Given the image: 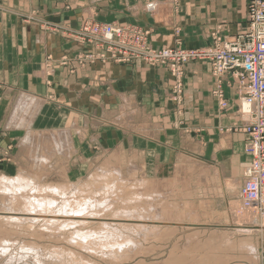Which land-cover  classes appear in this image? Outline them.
Segmentation results:
<instances>
[{"label": "crops", "instance_id": "1", "mask_svg": "<svg viewBox=\"0 0 264 264\" xmlns=\"http://www.w3.org/2000/svg\"><path fill=\"white\" fill-rule=\"evenodd\" d=\"M150 2L157 4L152 12L146 9ZM30 14L36 22L25 21ZM86 21L141 28L157 50H190L210 46L215 32L241 34L248 8L247 0H0V154L14 146L28 158L30 134L67 131L72 153L56 156H84L80 151L89 141L100 148L118 144L155 158L147 162L154 173L188 158L203 164L222 189L241 182L248 136L239 130L246 118L232 73L221 81L222 108L209 62L185 64L176 91L177 80L165 67L90 61L93 48L48 30L57 26L68 33ZM29 107L33 115H26ZM122 108L138 113L124 132L105 120ZM14 109L20 111L11 116Z\"/></svg>", "mask_w": 264, "mask_h": 264}, {"label": "rangeland", "instance_id": "2", "mask_svg": "<svg viewBox=\"0 0 264 264\" xmlns=\"http://www.w3.org/2000/svg\"><path fill=\"white\" fill-rule=\"evenodd\" d=\"M34 20H36L34 16L25 19L26 22H36ZM87 23L92 22L86 21L85 24ZM79 29L69 30L66 33L57 26L48 28L54 33L60 34L63 31L62 34L72 38H75ZM86 46L95 49L93 46L87 44ZM28 104L31 106V102L26 103ZM23 106L25 105L21 107ZM19 111L14 109L11 116ZM31 111L29 107L26 115ZM132 111L122 108L118 110L114 118H105V120L109 121V126L124 132L126 127L129 129L134 125L132 122L137 121L138 113H132ZM22 113L25 114L21 111L20 114ZM24 114L23 117L26 116ZM31 114L33 115V112ZM20 120L22 119L19 117L16 121L21 122ZM95 142L89 141L88 144L82 146L80 153L84 152V156L81 154L74 157L71 155L55 156L51 159L52 162L50 161L45 166L33 167L28 162L31 160L29 156L26 158L25 155L19 154L22 156L19 157L17 155L18 152L20 153L19 147L13 146L7 153L0 154V175L13 177L21 170H32L33 172L29 175L42 176V178L35 179L37 184H41L40 186L67 185L69 188L65 198L54 195L53 198L56 200L64 198L71 201L73 199L71 192L81 189L84 191V188L89 187L87 195L86 191L83 192L87 196V201L90 202L89 197L93 198V196L94 201H102L103 198L104 202L98 203L106 205L102 209H107L99 213L98 208L93 207V204L87 206L85 213L76 215H71L73 214V211L70 212L72 209L68 211L64 209L61 214L65 211L66 215H57L68 217L67 213H70L69 217L73 216L71 219L65 217L52 219L49 216L57 213L53 208L52 211L50 210L52 213L45 209L34 212L29 209V206H25L27 202H25V197L28 194L30 198L34 195L38 197V193H30V189L19 191L20 189L15 188L16 190H13L0 183V264H264V220L261 219L258 210L247 209L240 199L239 193L243 179L241 182L237 181V184L226 182V186L222 189L219 179L214 180L203 164L190 161L188 158H177L173 164L166 165L163 172L154 173L152 171L154 165L150 166L151 162L149 164L147 162L149 160L153 162L155 158L142 157L135 151L132 153L130 149L118 144L111 148H100ZM71 150L72 146L68 151ZM144 164H146L145 168L150 170L149 172L144 170ZM21 167L22 169L17 171ZM97 172L103 177H96ZM106 175L111 176L112 181H109ZM63 176L67 179L65 180ZM115 182H118L117 187ZM141 184H146V187ZM125 185H127L126 188ZM212 185L216 188H212ZM104 186L107 187L104 188ZM114 189L115 193H113ZM5 190L7 192L4 193ZM17 190L19 192H16ZM80 193L84 197L81 191ZM61 201L58 206L64 202L60 203ZM120 204L122 205L119 206ZM113 206L115 210L118 209L115 211ZM63 207H66V204ZM121 210L128 212L125 214ZM144 210L145 212H142ZM94 212L99 213L100 217ZM141 213L143 215L145 213V216ZM36 214L47 218L45 220L43 217H34ZM128 214L132 217H128ZM63 219L64 221H61ZM47 220H50V223L46 222ZM81 221L90 225L86 226ZM99 224L108 226L107 231L98 230L101 232L99 234L95 226ZM76 225L80 226V230ZM127 227L131 228V231ZM83 229L88 231L85 232ZM92 230H96L100 236L114 237L115 246L110 245V248L100 249L92 243H88L87 246L77 242L79 233H88ZM120 235L126 240H121ZM115 236L118 237L117 240Z\"/></svg>", "mask_w": 264, "mask_h": 264}, {"label": "built area", "instance_id": "3", "mask_svg": "<svg viewBox=\"0 0 264 264\" xmlns=\"http://www.w3.org/2000/svg\"><path fill=\"white\" fill-rule=\"evenodd\" d=\"M156 6V2H150L146 9L152 12ZM247 8L248 22L241 34L227 37L215 32L212 44L204 48L157 50L149 43L148 31L94 22L84 24L74 39L95 48L96 53L88 58L90 61L110 59L127 64L140 60L150 67L167 68L177 80L176 91H180L185 64L193 60L209 62L218 84L215 96L222 108L226 107V101L220 89L221 81L226 73H232L240 101L238 110L246 118L239 130L248 136L244 153L249 162L243 170L239 195L244 206L258 210L264 220V0H247Z\"/></svg>", "mask_w": 264, "mask_h": 264}, {"label": "bare ground", "instance_id": "4", "mask_svg": "<svg viewBox=\"0 0 264 264\" xmlns=\"http://www.w3.org/2000/svg\"><path fill=\"white\" fill-rule=\"evenodd\" d=\"M67 132V131H66ZM65 131H53V132H42V133H33V134H30L28 137H29V139H27V143H26V152H27V155L31 158V165L33 166V167H36V166H39V165H41V166H45V165H47V163H49L50 161H51V159L53 158V157H55L57 154H61L62 152L63 153H68L69 151H68V149L71 147V143H72V141H71V138H70V134H68V133H66ZM65 149H67V150H65ZM67 151V152H66ZM52 162V161H51ZM21 170V169H20ZM31 170V169H30ZM116 171V170H115ZM33 171L31 170V171H28V170H21V171H19L15 176H13V177H9V176H5V175H0V183L3 185V186H5L6 188L8 187V188H12L13 190H16L15 188H18V189H20L19 191H21V190H23V189H30L29 191H31L30 193H33V192H35V193H38V197H34V196H36V195H34L33 197L31 196V198L29 197V195L30 194H28V196H26L25 198H26V200H25V202H26V205L25 206H29V209L31 210V211H34V212H40L42 209H45V210H48V211H50L52 208L53 209H55L56 211H57V213H56V215H52V216H49V217H51L52 219H57V218H66V219H71L73 216H70L69 217V214L67 213V215H68V217H66V216H64V217H62V216H58L57 214H59V215H62V214H65V211L67 210H70V209H72L70 212H72L73 214H71V215H76V214H79V213H85V211H86V208H87V206H90V205H93V207H97L98 208V210H97V212H103V211H106L107 209H102L103 207H106V205L105 206H103V205H101L102 203H98V202H102L103 201V198H102V201L101 200H97V201H94L93 200V198L95 199V197L93 196V194H92V196H93V198H90L89 196V199L91 200L90 202H88L87 201V196H85V194L83 193V192H85L86 191V195H87V192L90 190L89 189V187H86V188H84V191H83V189H81L80 191L83 193V195H84V197L82 196V194L80 193V191H76V192H71L72 193V197L71 198H73L71 201H69V199H67V200H65L64 198H65V196H66V194H67V192H68V186L66 185V186H56V185H43V186H40L41 184H37L36 182H35V179H37V178H42V176L40 175H34V176H32V175H29L30 173H32ZM101 172V171H100ZM117 172V171H116ZM109 173V172H108ZM113 173V172H112ZM117 173H119V172H117ZM100 173H96L95 174V176L96 177H103V175H99ZM114 174H115V172H114ZM130 174H132V173H130ZM43 175V174H42ZM117 175V174H116ZM115 175V176H116ZM44 176V175H43ZM106 176H108L109 177V175H106ZM106 176H104V177H106ZM111 177V176H110ZM110 177H109V181L111 180L110 179ZM63 178H65V180L67 179V177L66 176H63ZM98 179V178H97ZM116 179V178H115ZM119 179V178H118ZM117 179V180H118ZM101 180V179H100ZM104 180H105V178H104ZM107 180V179H106ZM114 180V179H113ZM116 180V181H117ZM112 181V180H111ZM119 181V180H118ZM92 182H93V180H92ZM92 182L90 183V184H92ZM97 182V181H96ZM101 182V181H100ZM114 182V181H113ZM122 182V181H121ZM120 182V183H121ZM68 183V182H67ZM104 183V182H103ZM116 183V182H115ZM114 183V184H115ZM118 183V182H117ZM117 183H116V187L118 186L117 185ZM12 184V185H11ZM66 184V183H65ZM98 184V183H97ZM101 184V183H100ZM111 184H112V182H111ZM99 185V184H98ZM98 185H96V186H98ZM104 185V184H103ZM103 185H101L102 187H103ZM106 185H107V182H106ZM134 185V184H133ZM146 185V184H145ZM145 185H142L141 184V186H144V187H146ZM157 185V184H156ZM163 185V184H162ZM108 186V185H107ZM106 186V187H107ZM109 186H113V185H109ZM126 186L127 185H125V188H126ZM129 186V185H128ZM149 186V185H148ZM99 187V186H98ZM105 186H104V188H106ZM130 187V186H129ZM162 187V186H161ZM94 188V187H93ZM159 188V187H158ZM71 189V188H70ZM91 189H92V187H91ZM100 189V188H99ZM128 189H131V188H128ZM133 189V188H132ZM73 190V189H72ZM75 190V189H74ZM93 190V189H92ZM91 190V191H92ZM95 190H97V188L95 189ZM102 190H103V188H102ZM109 191H111V189H108ZM117 190V189H116ZM18 190L16 191V192H19ZM143 191V190H142ZM5 192H7V190H5L4 191V193ZM119 192V191H118ZM122 192V191H121ZM70 193V194H71ZM102 193V192H101ZM113 193H115V189H114V192ZM112 193V194H113ZM120 193V192H119ZM7 194V193H6ZM34 194V193H33ZM80 194V195H79ZM90 194H91V192H90ZM108 194H110V193H108ZM111 194V195H112ZM135 194V193H134ZM151 194V193H150ZM54 195H56V196H64V198L62 199L61 198V200L62 201H64L63 203H62V201L61 200H59V198L57 199V200H59V201H61L60 203H62L60 206H58V204H59V201H58V204H57V200L56 199H54L53 198V196ZM102 195H104V194H102ZM129 195V194H128ZM131 195V194H130ZM5 196H7V195H5ZM123 196H125L124 194H123ZM132 196V195H131ZM130 196V197H131ZM143 196V195H142ZM146 196V195H145ZM151 196V195H150ZM114 197V196H113ZM115 197H117V196H115ZM130 199H132V198H130ZM141 199H142V197H141ZM106 200V199H105ZM116 200V199H115ZM66 201V202H65ZM130 201V200H129ZM128 201V202H129ZM104 202V201H103ZM106 202V201H105ZM128 202H126V205H128L127 203ZM130 202H132V201H130ZM95 203H97L96 205H95ZM107 203V202H106ZM113 203V202H112ZM117 203V202H116ZM120 203V202H119ZM118 203V204H119ZM139 203H141L140 201H139ZM66 204V207H63L64 205ZM103 204H105V203H103ZM117 204V205H118ZM125 204V203H124ZM138 204V203H137ZM18 205H20V204H18ZM24 205V204H23ZM122 204H120L119 206H121ZM131 205V204H130ZM115 206V205H114ZM114 206H113V209H114ZM146 206V205H145ZM144 206V207H145ZM151 206V205H150ZM93 207H91V208H93ZM122 207H124V206H122ZM132 207V206H131ZM111 208H112V206H111ZM110 208V209H111ZM120 208V207H119ZM125 208V207H124ZM139 208V207H138ZM154 208V207H153ZM17 209V208H16ZM65 209V211L61 214V212L63 211ZM95 209V208H94ZM93 209V210H94ZM112 209V210H113ZM118 209V208H117ZM116 209V210H117ZM123 209V208H122ZM127 209V208H126ZM136 209H137V207H136ZM44 210V211H45ZM54 210V211H55ZM90 210V209H89ZM115 210V209H114ZM115 210V211H116ZM120 210V209H119ZM118 210V212L120 213V211ZM141 210H143V209H141ZM141 210H139V211H141ZM150 210V209H149ZM23 211V210H22ZM52 211V210H51ZM50 211V212H51ZM114 211V212H115ZM123 213L125 212V211H123V210H121ZM135 211V210H134ZM97 212H94V213H97ZM126 212H128L127 210H126ZM126 212H125V214H126ZM142 212H145V210L144 211H142ZM147 212V211H146ZM151 211H149V213H150ZM43 213V212H42ZM48 214H49V212H47ZM52 213V212H51ZM54 213V212H53ZM87 213V212H86ZM93 213V214H94ZM99 213H97V215L99 214ZM109 213H110V210H109ZM118 213V214H119ZM130 213V212H129ZM140 213V212H139ZM148 213V212H147ZM142 214V213H141ZM140 214V215H141ZM66 215V214H65ZM82 215V214H81ZM87 215V214H86ZM115 215H116V213H115ZM129 215V214H128ZM147 215V214H146ZM152 215V214H151ZM79 216V215H78ZM123 216V215H122ZM125 216V215H124ZM142 216H145V213H144V215L142 214ZM34 217H43L45 220H46V216H42L41 214L40 215H34ZM84 217H85V215H84ZM98 217H100V214L98 215ZM106 217V216H105ZM119 217V216H118ZM128 217H132V215H129ZM139 217V216H138ZM81 218V217H80ZM89 218V217H88ZM93 218V217H92ZM102 218V217H101ZM124 218H126L127 219V217H124ZM145 219H146V217H144ZM42 219V218H41ZM40 219V220H41ZM50 219V218H49ZM138 219V218H137ZM141 219V218H140ZM145 219H143V220H145ZM34 220V219H33ZM37 220V219H36ZM14 220H12V222H13ZM42 221V220H41ZM61 221H64V219L63 220H61ZM66 221V220H65ZM46 222H48V223H50V220L48 221H46ZM80 222V221H79ZM82 222V221H81ZM14 223V222H13ZM69 223V222H68ZM82 223H84V222H82ZM86 223V222H85ZM84 223V224H85ZM22 224V223H21ZM74 224V223H73ZM80 224V223H79ZM35 225V224H34ZM59 225H60V223H59ZM58 225V226H59ZM82 225V224H81ZM86 226H89V225H87V224H85ZM55 226V225H54ZM54 226H53V228H54ZM61 226V225H60ZM77 226V225H76ZM86 226H84V228L86 227ZM96 227H97V231L98 230H106L107 231V229H106V227L108 228V226H106L105 224H99V225H95ZM114 226V225H113ZM122 226V225H121ZM125 226V225H124ZM127 226H129V225H127ZM137 226V225H136ZM51 227V226H50ZM73 227H75V226H73ZM77 227H79L78 229L80 230V226L78 225ZM130 227H132V226H130ZM144 227V226H143ZM48 228H49V226H48ZM52 228V230H54ZM56 228V227H55ZM88 228V227H87ZM92 228H94V227H92ZM112 228V227H111ZM117 228H119V226L117 227ZM127 228H129V227H127ZM136 228V227H135ZM139 228V227H138ZM140 228H141V226H140ZM153 228H155V227H153ZM90 229V228H89ZM95 229V228H94ZM123 229H126V228H123ZM131 228H129L128 230L129 231H131L130 230ZM133 229H134V226H133ZM84 231H85V229H83ZM91 230V229H90ZM96 230H92V231H90V232H88V233H79L78 234V243H80L81 245H87L88 246V243H92L94 246H96V247H100V249L102 248V247H104V248H110L109 246L110 245H114L113 243L115 242L114 241V237H111V235H106L105 237H104V235L103 236H100V235H98V233L100 234L101 232H99L98 231V233H96L97 231ZM111 230V229H110ZM109 230V231H110ZM118 230V229H117ZM140 230V229H139ZM149 230V229H148ZM151 230V229H150ZM154 230V229H153ZM55 231V230H54ZM76 231V230H75ZM88 231V230H87ZM87 231H85V232H87ZM105 231V232H106ZM112 231V230H111ZM114 231V230H113ZM134 231V230H133ZM136 231V230H135ZM80 232H82V231H80ZM150 232V231H149ZM111 233V232H110ZM120 232H118V234H119ZM104 234V233H103ZM115 234V233H114ZM117 234V235H118ZM122 234V233H121ZM145 234V233H144ZM116 235V236H117ZM124 235V234H123ZM140 235V234H139ZM143 235V234H142ZM76 236V235H75ZM114 236V235H113ZM115 236V237H116ZM121 236L122 235H120L119 237H120V239L121 240H124V238H121ZM131 236V235H130ZM141 236V235H140ZM142 237H145V236H142ZM117 238L118 237H116V240H117ZM129 239V238H128ZM73 240H75V239H73ZM126 240V239H125ZM124 240V241H125ZM121 242V241H120ZM130 242H131V240H130ZM134 242V241H133ZM126 243V242H125ZM128 244H129V241L127 242ZM138 243V242H137ZM123 244V243H122ZM131 244V243H130ZM119 245H121L120 243H119ZM124 245V244H123ZM115 246V245H114ZM113 246V247H114ZM118 248H119V246L118 245H116ZM86 247V246H85ZM88 248V247H87ZM90 248H91V246H90ZM106 248V249H107ZM86 249V248H85ZM96 249V248H95ZM99 249V250H100ZM130 249V248H129ZM103 250V249H102ZM124 250V249H123ZM98 251V250H97ZM107 251V250H106ZM123 252V251H122ZM68 253H69V251H68ZM97 253V252H96ZM110 253V252H109ZM127 253H129V252H127ZM73 255V254H72ZM75 255V254H74ZM126 255V254H125ZM53 256V255H52ZM114 256V255H113ZM65 260V259H64ZM77 260V259H76ZM69 264V263H68ZM90 264V263H89Z\"/></svg>", "mask_w": 264, "mask_h": 264}]
</instances>
